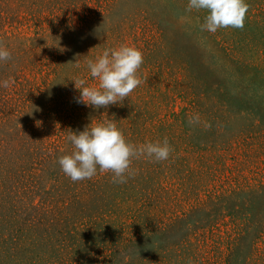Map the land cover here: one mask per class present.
<instances>
[{
	"label": "rangeland",
	"instance_id": "1",
	"mask_svg": "<svg viewBox=\"0 0 264 264\" xmlns=\"http://www.w3.org/2000/svg\"><path fill=\"white\" fill-rule=\"evenodd\" d=\"M246 2L243 29L210 33L189 0H0V264H264V0ZM121 45L143 83L78 103L72 79L98 85L87 61ZM105 120L174 151L73 182L68 136Z\"/></svg>",
	"mask_w": 264,
	"mask_h": 264
},
{
	"label": "clouds",
	"instance_id": "2",
	"mask_svg": "<svg viewBox=\"0 0 264 264\" xmlns=\"http://www.w3.org/2000/svg\"><path fill=\"white\" fill-rule=\"evenodd\" d=\"M249 9L246 0H189L186 12L205 10L208 14L200 29L216 33L220 28L243 29ZM9 59L10 51L0 45V61ZM143 61L142 51L135 46L105 49L95 60L87 61L90 75L98 80V85H88L81 78L72 79L80 91L77 102L96 109L118 102L122 104L143 83L138 74ZM14 83V79L9 78L0 81V86L8 88ZM199 119V115L189 117V126L198 123ZM67 139L74 151L59 157L58 163L73 182L91 179L99 169L102 173L111 172L113 182L122 184L128 176L134 175L131 170L133 159L162 162L174 151L167 137L162 142L130 143L111 120L91 123L78 133L72 132Z\"/></svg>",
	"mask_w": 264,
	"mask_h": 264
},
{
	"label": "trees",
	"instance_id": "3",
	"mask_svg": "<svg viewBox=\"0 0 264 264\" xmlns=\"http://www.w3.org/2000/svg\"><path fill=\"white\" fill-rule=\"evenodd\" d=\"M81 243H83V241L81 242ZM84 244H85V242H84ZM81 249H87L86 247H83L82 246V248ZM121 251H123V250H121ZM83 253V252H82ZM88 254L86 253V254H84L83 253V255L82 254H79V258H85L84 256H86V260L88 261L87 263H92V264H101V263H97V261H93V260H91V259H89V257L87 256ZM84 260V259H83ZM93 261V262H92Z\"/></svg>",
	"mask_w": 264,
	"mask_h": 264
}]
</instances>
